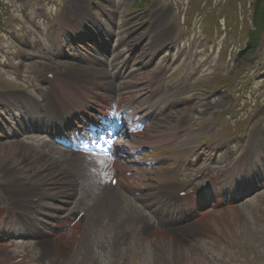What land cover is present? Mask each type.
I'll return each instance as SVG.
<instances>
[{
    "label": "rangeland",
    "instance_id": "obj_1",
    "mask_svg": "<svg viewBox=\"0 0 264 264\" xmlns=\"http://www.w3.org/2000/svg\"><path fill=\"white\" fill-rule=\"evenodd\" d=\"M75 0H22V2L15 4L14 10L10 13L18 18L15 24V19H7L3 27L12 38L8 35H0V44L5 45L8 40L7 49L14 47L16 42L28 45L33 47V49L38 48L39 51H45L51 55L58 56H68L69 48L74 44L67 43V48H62L61 43L62 39L59 36L60 32L64 31L62 25L59 24L58 16L62 18L60 20H65L69 18L72 4ZM136 0H96V7L99 10L96 15L90 14V18H84L83 22L86 23L89 28H87L88 34L91 31L95 30V23L98 19H102L101 16L105 13L113 10L114 19L117 21V26L113 29V34L116 35L121 33L122 36L125 34L132 33L134 25H136L138 18H143L142 23H138L137 26H140V32L130 36L128 41L132 39V43L136 45V42L133 41V38L140 37L144 34V30L152 31V35H156L153 40L157 39L159 35L167 33L169 39L177 44V49L174 51V56L182 57L176 67L171 71L170 66L166 64L163 57L153 69L161 70L164 74L163 78H159L158 86L161 87V94L166 97V99L176 98L175 102L172 104L170 110H160V113L157 117H160L162 121L159 124H165L166 128H160L154 122H151L149 125L141 129L137 135L132 139L134 140V145L139 144V155L143 152H149L153 149V152L146 153L147 157L153 156L157 159L158 147L167 145V147L175 150H179L188 146L197 144L201 139L204 133H209L212 136L216 134V131L222 132L219 127L211 126L208 123V119L212 117L211 112L208 109V105L214 107L219 113H223L228 106L232 105L233 96L230 92L226 90L225 87L219 89H214L212 93L211 103L202 104L200 100H191L190 96H196L198 88L208 87L212 84L211 80L207 79L206 74L215 76L218 78L217 70L226 73L229 70L233 69L236 65L237 50L233 47L230 53V61L226 60L221 56L215 57L213 52L209 59L208 64H205L201 67V70L198 76L192 78L190 77V72L200 69L202 64L203 55L206 51L205 47L202 46L209 42L203 36L206 34L202 31L207 20L202 22H192L189 24L185 20V15L188 3L190 0H154L152 4H146L145 9H139L136 4L139 3L137 0L135 5L133 3ZM94 13V14H95ZM145 14L147 16H145ZM243 15H241V18ZM147 18V20H146ZM157 18V21H156ZM11 20L12 23L10 22ZM156 21V22H155ZM11 23V24H10ZM232 25L235 23V19H231ZM143 24L144 26H142ZM19 28V30H17ZM22 28V30H21ZM37 29L38 36H33L29 41L24 39V34H29V29ZM122 28V29H121ZM143 31V32H142ZM116 34V35H115ZM210 34V33H209ZM235 34H233L234 37ZM201 38L203 40H201ZM226 39V33H224L220 39L219 44L224 43ZM232 39V37H231ZM157 41V40H156ZM181 42V43H180ZM131 43V46H132ZM164 43H167L166 41ZM214 43V41H213ZM182 44V46H180ZM159 45V43H158ZM162 45V44H161ZM127 48H130L127 46ZM151 46L148 44V40L144 43H141L139 49L137 50L136 65H138V60L148 59L146 57V52L150 51ZM214 48V47H213ZM204 49V50H203ZM203 50L202 52H199ZM1 53V51H0ZM199 53V54H198ZM15 57H17L16 60ZM260 58L264 61V55H261ZM10 63V60H8ZM11 61L15 63L16 68H20L21 64L22 69L31 70L34 68L35 60L32 58L24 56H16L11 58ZM141 61V60H140ZM152 62L146 64V67H143L142 72H138L135 78L141 79L144 78V75H149L152 70ZM255 66L247 65L244 70L237 74L239 80L242 79L246 81L245 86L251 83V89L242 88L244 90V96H247V99H243L241 102L244 107L240 109L243 113V118L248 117L250 113V119L253 116H256V110L258 102L262 106V112L264 111V79H259L258 73L254 76ZM214 67V68H213ZM164 68V69H162ZM214 69V70H213ZM216 69V70H215ZM216 71V72H215ZM13 69L0 68V89H5V91H0L1 93L9 92L12 90L13 86L20 88V85L13 84L16 79H14ZM256 72V71H255ZM252 77V81L251 78ZM256 77V80H255ZM240 90L239 87L236 91ZM241 90V91H242ZM240 92V91H239ZM238 92V93H239ZM235 95V94H234ZM207 101V100H206ZM236 101V100H235ZM192 111L197 115L195 118L200 122L205 123L206 128L204 130L195 132L190 131L185 135H173L171 129H169V124L166 122V118L173 119L175 118V113L178 111ZM194 111V112H193ZM179 113V112H178ZM257 127L264 128V113L257 115L253 123L248 130L252 131ZM246 128V127H245ZM215 140L218 137L214 138ZM213 139V140H214ZM236 139L235 146L239 147L241 142ZM130 140V139H129ZM18 145H21L27 148L26 144H18L16 140H8L3 134V131L0 129V201H3V198L7 195L12 196L11 192L14 189H21L23 187V182L21 178L15 183V186H8V181L10 180V172L13 169V164L20 161L19 156L17 155ZM25 145V146H24ZM135 160H139L138 158ZM230 158L226 159L229 161ZM21 177V176H18ZM133 179L137 180L138 177L135 175L132 176ZM259 187L250 191V194L247 198L243 199L235 209L230 210L228 213H224L218 220H210L209 213H201V216L206 218V222L209 227L213 229L216 234L223 236L225 241H221L218 237L212 236L211 238L200 237L197 239H183L175 241L176 249L172 253H169L171 259L174 258V264H264V206H261L260 201H264V196L257 195ZM125 190L120 188L119 193L124 197V208L122 210L123 216H135L141 214L144 210V206H141L136 202L134 198H130L127 194L123 193ZM259 204V210H258ZM220 205L216 204L215 208H218ZM255 210L257 215L253 217L250 213V209ZM225 218V219H224ZM65 224V223H63ZM111 236L112 232L109 230H99L98 234L94 237L96 240V249L97 256L99 258V264H113L112 253H111ZM60 242L54 244H45L42 247V250H47L48 247H63L62 251L67 254V257H73L74 253L71 249L75 246L78 239H80V234L75 230H64L62 232V237ZM167 242L168 233L157 234L156 239L150 243H146L145 248L142 252L139 253L138 258L127 264H169L162 258V250L159 249L160 243L156 242ZM2 243V242H0ZM181 245V246H179ZM30 246H34V243H31ZM154 246L158 247V252H155L153 249ZM41 248L39 247V250ZM76 251V250H74ZM178 251H182L183 254L180 255ZM33 253H36V248L32 249ZM76 253H79L76 251ZM180 258V261H178ZM76 261H81L79 258L75 259ZM75 260H73L76 264ZM14 260L11 253L4 251L0 252V264H14ZM158 262V263H157ZM16 264H32L31 262H17ZM125 264V263H121Z\"/></svg>",
    "mask_w": 264,
    "mask_h": 264
},
{
    "label": "bare ground",
    "instance_id": "obj_2",
    "mask_svg": "<svg viewBox=\"0 0 264 264\" xmlns=\"http://www.w3.org/2000/svg\"><path fill=\"white\" fill-rule=\"evenodd\" d=\"M24 155V154H23ZM23 155H22V157H23ZM21 157V158H22ZM26 168H27V166L24 164V163H19L18 164V168H16V170L17 171H19L21 174H24L25 172H26Z\"/></svg>",
    "mask_w": 264,
    "mask_h": 264
},
{
    "label": "snow or ice",
    "instance_id": "obj_3",
    "mask_svg": "<svg viewBox=\"0 0 264 264\" xmlns=\"http://www.w3.org/2000/svg\"><path fill=\"white\" fill-rule=\"evenodd\" d=\"M96 139H97V141L104 140L105 144H107V143H108V141H107V140H105V137H104V136H102V135H99V134H97V137H96ZM97 147L103 148V145L97 144Z\"/></svg>",
    "mask_w": 264,
    "mask_h": 264
}]
</instances>
